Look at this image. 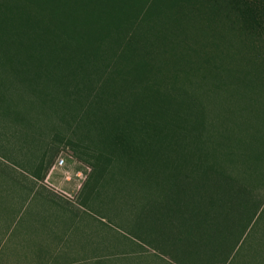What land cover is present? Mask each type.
<instances>
[{
	"label": "rangeland",
	"instance_id": "1",
	"mask_svg": "<svg viewBox=\"0 0 264 264\" xmlns=\"http://www.w3.org/2000/svg\"><path fill=\"white\" fill-rule=\"evenodd\" d=\"M0 264H264V0H0Z\"/></svg>",
	"mask_w": 264,
	"mask_h": 264
},
{
	"label": "crops",
	"instance_id": "2",
	"mask_svg": "<svg viewBox=\"0 0 264 264\" xmlns=\"http://www.w3.org/2000/svg\"><path fill=\"white\" fill-rule=\"evenodd\" d=\"M59 167H57V163L52 164L50 169L48 170V172L43 176V180H41L42 178L38 179L36 186H40L42 183H49V184H55L57 187H59V191H63L64 193L68 192L70 193L71 188H69V184L66 183V181L62 180L63 178L58 174V175H54V171L57 170ZM83 168L79 169V171L82 173V175L84 174ZM68 172V171H67ZM51 177H54V181L55 183L50 182ZM62 178V179H61ZM80 182L77 183L76 187H74V189H77L79 186ZM34 256H37L36 253H33Z\"/></svg>",
	"mask_w": 264,
	"mask_h": 264
},
{
	"label": "built area",
	"instance_id": "3",
	"mask_svg": "<svg viewBox=\"0 0 264 264\" xmlns=\"http://www.w3.org/2000/svg\"><path fill=\"white\" fill-rule=\"evenodd\" d=\"M58 162H59V163H63V162H64V157H60V158L58 159Z\"/></svg>",
	"mask_w": 264,
	"mask_h": 264
}]
</instances>
